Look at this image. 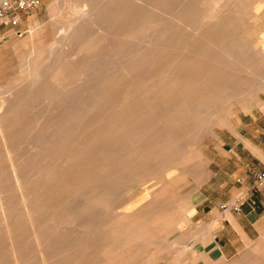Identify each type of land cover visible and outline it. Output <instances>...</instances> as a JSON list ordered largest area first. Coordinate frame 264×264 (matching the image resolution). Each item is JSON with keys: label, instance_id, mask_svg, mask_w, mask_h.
<instances>
[{"label": "rangeland", "instance_id": "374dc122", "mask_svg": "<svg viewBox=\"0 0 264 264\" xmlns=\"http://www.w3.org/2000/svg\"><path fill=\"white\" fill-rule=\"evenodd\" d=\"M84 1L41 0L37 9L0 23V166L9 158L5 134L21 168L41 172L25 193L34 219L40 226L47 223L43 238L54 245V259L64 264H264V257L255 255L206 260L188 238H177L193 184L220 128L231 127L234 112L264 109V0H156L157 31L168 36L160 40L164 47L152 74L139 80L116 77L118 65L111 56L130 27L131 20L120 17L132 1L86 0L107 18L86 23L83 39L64 40L69 21L77 19L71 9ZM179 15L185 17L182 24L176 21ZM126 44L131 53L136 42ZM88 61L109 64L107 78L114 82L106 85L104 103L85 114L92 96L84 91L87 75L80 74L72 109L80 111L70 123L68 105L48 110L44 87L58 89L52 78L67 80L72 75L65 69ZM49 118L64 126L69 122V129L61 160L45 181L40 176L49 162L31 158L37 154L38 129ZM105 130L111 133L102 137ZM94 132L98 136L88 141ZM3 174L15 239L25 249L26 264H37L21 192L8 171ZM71 208L83 216L74 230L63 223ZM0 264H12L1 221Z\"/></svg>", "mask_w": 264, "mask_h": 264}, {"label": "bare ground", "instance_id": "6f19581e", "mask_svg": "<svg viewBox=\"0 0 264 264\" xmlns=\"http://www.w3.org/2000/svg\"><path fill=\"white\" fill-rule=\"evenodd\" d=\"M131 1L133 3V7L128 9V11H125L124 9L125 6H124L123 13H121V17H120L121 21H124V22H129L128 20H131L129 24L130 27L128 30H125L123 34L120 35L119 37L120 45L118 49L115 52H113L114 54L111 56H113L116 59V63L118 65V68L116 71V77L125 76V77L139 80L145 76L147 77L150 74H152L154 66L157 64L159 60V57H160L159 55L161 54L160 51H162L164 47V46L161 47L160 40L162 41V40L167 39L168 31H164L161 34H159L157 31L158 30L157 29L158 28L157 14L160 9H159V6L155 3L156 0H131ZM83 3L84 4L77 3L71 9L73 15L76 16L77 19L73 21H69L68 26L66 27L65 32H64V35H65L64 40L73 41L75 39L76 40L78 39L79 41L83 39L84 38L83 30H84L85 25H87L86 23L94 22L98 19L102 20V19L107 18V15L106 16L102 15L100 12L97 11L96 7H92L91 4L89 6L86 0ZM144 9L149 10V12L144 13ZM184 20H185V17L183 16L176 18V21H178V23H181V24L184 23ZM142 37H144V39ZM131 41L136 42L135 49L131 53H127L126 43H129ZM144 42H145V46L143 47ZM63 68H65V66ZM110 68L111 67L109 66V64L107 66L100 61H88L84 65H81V66L77 65V66H74V68L68 69V70L65 69V72L67 73L68 71L69 74L72 75V77L70 76L68 78L67 76L68 78L67 80L64 78H56V77L52 78V80H54L57 83L58 89L44 87V97L46 99L45 104L47 105L48 110L50 107H54L56 104L64 103L68 105L67 107L68 110L66 113H68L67 117H69V122L71 123V121L77 119V115H78L77 113H79L80 110H78L77 113L74 110H72L74 108L73 103L75 101V97L79 93L78 90H76L75 88V82L77 81V77L80 74H85L87 75L88 85L85 86L84 91L89 94V97L92 96L93 98V100L91 98L89 103L87 102L88 105L85 108L86 109L85 111L87 112L85 114H88L93 107H96L97 105H101L102 103H104V99H105L104 96L107 91L106 85L110 81H113V78L112 79L107 78L108 77L107 74L109 73ZM134 87L136 86H133V89ZM125 95H126V92H125ZM1 104H4V101L1 102ZM55 120L56 118H51V119L49 118V120L47 119L46 121L47 124L45 125V127H41L38 129L39 135H37L38 137L36 138V144H35L37 154H35V158L34 157L31 158V159H36L38 157L39 158L41 157L43 160H47L49 162L45 168V171L42 173L43 175L41 174L40 176V179L42 180L45 179V181L47 180V178H49L51 173L56 169V167L58 166V163L61 160L60 156L62 152V143L64 141L63 134L65 131L69 129L67 127V125L69 126L68 124L69 122L65 124L64 126V125L58 124L57 121ZM125 127L126 126L124 125L122 128H125ZM73 131L74 130H72L71 128V130H69V135H71ZM109 133H111V130L103 131L102 137L107 136ZM96 136H98L96 133L93 134L89 138L90 140L88 141H91L92 139L96 138ZM136 137L137 135H131L129 139L130 141H133L135 140ZM2 140H3V146L6 149L9 158L5 164L7 166H0V221L2 223L4 234L8 238V241H9V254L12 259V264H26V261H24L25 260V256H24L25 249L21 245H18L15 239L16 236L14 234V229L11 224L12 212H10L7 209V197L5 196V189L3 187L4 185L3 179L5 177L3 174V170L8 171L9 173L8 178L13 183V187L16 190L21 192L19 198L21 200L22 207L24 208V211H25L24 217L28 220V223H29L30 237H32L34 240L33 247H34V255L37 260V264H64L63 261L58 262L54 259L55 256H53L52 254V248L54 247V245L53 244L50 245L47 242V240H44L43 238V230L47 229V228H44L46 227L47 223H44L43 226H40L41 224L34 219V216L36 214L34 212L35 210L29 208L28 201L30 197L29 195H27V193H25V190L31 185L32 182L33 183L35 182L34 178L37 172L39 171H37V169H30V168L22 169L21 164L11 157L13 148L8 142L9 137L3 134ZM40 173L41 172H39V174ZM40 179L37 181H40ZM84 207L87 208L86 206ZM73 209L71 208L67 210L68 215L64 218L65 220L63 223L67 224V226H70L71 229L74 230L77 228L78 224L81 223L83 216L78 214ZM112 233L114 232L112 231ZM105 235H106V232H105ZM117 235H120V234H117ZM132 239L133 238H131L130 242L132 241ZM85 262L86 264H89L88 260H86Z\"/></svg>", "mask_w": 264, "mask_h": 264}, {"label": "crops", "instance_id": "0c3cea01", "mask_svg": "<svg viewBox=\"0 0 264 264\" xmlns=\"http://www.w3.org/2000/svg\"><path fill=\"white\" fill-rule=\"evenodd\" d=\"M231 123L220 128L193 184L184 229L177 228V238H188L198 257L222 262L264 257V184L254 188L264 170V109L234 112ZM240 196L239 212L221 208Z\"/></svg>", "mask_w": 264, "mask_h": 264}, {"label": "built area", "instance_id": "2783aa9c", "mask_svg": "<svg viewBox=\"0 0 264 264\" xmlns=\"http://www.w3.org/2000/svg\"><path fill=\"white\" fill-rule=\"evenodd\" d=\"M41 5V0H0V23L10 24L20 18L22 13L31 12ZM264 184V170L259 171L255 175L254 188L258 189ZM242 197H238L231 205H222L223 210L240 211L239 204Z\"/></svg>", "mask_w": 264, "mask_h": 264}]
</instances>
